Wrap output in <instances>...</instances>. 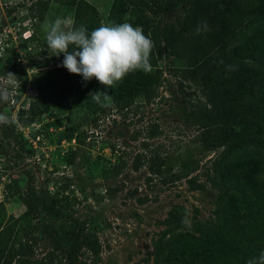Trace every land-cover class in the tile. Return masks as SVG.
I'll use <instances>...</instances> for the list:
<instances>
[{"label":"rangeland","instance_id":"obj_1","mask_svg":"<svg viewBox=\"0 0 264 264\" xmlns=\"http://www.w3.org/2000/svg\"><path fill=\"white\" fill-rule=\"evenodd\" d=\"M87 1L96 16L75 33L74 8L60 0L45 9L0 0V124L30 103L46 108L34 123L18 124L32 155L14 157L0 132L2 180L11 172L22 186L67 194L75 215L98 225L99 264H264V148L197 121L209 99L237 131L263 117L264 0L189 21L182 2L148 13L153 26L178 34L173 48L160 37L161 55L146 62L148 46L123 0ZM209 30L219 32L229 63L261 71L252 91L207 60L213 53L196 36ZM72 124L76 137L61 138ZM2 190L0 183V229L25 211L20 195L4 201ZM212 219L219 233L205 237ZM19 227L15 247L26 228ZM39 246L35 256L46 248Z\"/></svg>","mask_w":264,"mask_h":264},{"label":"trees","instance_id":"obj_2","mask_svg":"<svg viewBox=\"0 0 264 264\" xmlns=\"http://www.w3.org/2000/svg\"><path fill=\"white\" fill-rule=\"evenodd\" d=\"M63 4L74 8L73 32L82 26V22L87 23L96 16V10L87 0H60ZM182 2L188 6V21L190 17H200L201 14H210L215 10H237L244 9V0H123L124 11L132 16L136 26L140 28L141 36L145 45L148 46V54L142 58L154 60L155 52L161 55V40L167 45L174 47L177 43L176 31L169 27L163 30L158 26H153L148 13L157 12L160 9H168L171 2ZM49 0H29V9L47 8ZM166 4V5H165ZM90 24V23H89ZM93 30L91 25L87 26V31ZM205 35L196 36L197 43L213 53L207 60L217 62L222 68L228 70L243 90L252 91L254 82L260 77L261 71L247 63L232 64L226 59L221 51L219 32L209 30ZM182 33H180V36ZM206 60V61H207ZM194 72V71H190ZM24 111V110H23ZM44 104L36 102L30 103L24 111V115L18 118H11L7 114L6 119L0 124V132L3 138L9 139V144H13L16 149L14 157L22 160L33 153L32 144L25 139L24 134L18 130V124L27 126L36 121V118L45 113ZM1 113V109H0ZM198 126L202 130H207L212 126L220 125L225 128V138L230 141L255 142L264 148V115L259 122L237 131L236 122H231V117L225 112L216 100L209 101L199 109ZM232 124V125H231ZM78 124H72L59 132L63 139L71 140L77 135ZM229 127V128H228ZM32 137H37L32 134ZM3 147V146H1ZM0 147V149H1ZM215 144H211V149ZM161 166L164 160L161 159ZM10 164L6 171L12 167L15 160H9ZM153 171V166L149 165ZM158 171L159 167H158ZM6 181L2 180L3 200L18 194L21 196L25 211L20 217L11 218L0 229V264H99L100 242L97 236V224L89 223L75 215L71 208V199L61 191L52 192L50 186H35L32 182H27L25 186L20 184L19 176L11 172H5ZM105 179L106 176H105ZM22 223L25 229H22ZM21 226V227H19ZM15 227L22 229L23 242L17 247L13 245V230ZM220 224L212 219L207 226L205 237H214L219 232ZM44 242L46 248L38 256L35 252L40 248L39 243ZM65 260L61 263V260Z\"/></svg>","mask_w":264,"mask_h":264}]
</instances>
